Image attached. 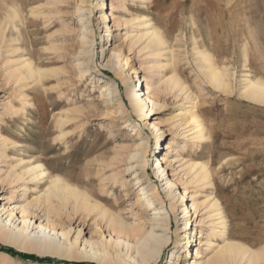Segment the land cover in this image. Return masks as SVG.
Masks as SVG:
<instances>
[{
	"label": "rangeland",
	"instance_id": "rangeland-1",
	"mask_svg": "<svg viewBox=\"0 0 264 264\" xmlns=\"http://www.w3.org/2000/svg\"><path fill=\"white\" fill-rule=\"evenodd\" d=\"M153 26L168 43L159 56L147 49V38L138 39ZM84 43L89 56H79ZM199 50L210 53L227 74L229 90L210 83ZM82 58H90V70ZM20 59L47 71L42 81L17 82ZM109 61L112 68L105 66ZM172 76L181 86L169 82ZM247 79L264 81V0H0V206L11 210L35 203L50 177L77 188L79 180L94 179L88 190L101 194L107 200L101 205L120 213L128 228L118 235L96 214L85 220L74 208L78 201L71 199L59 219L52 216L48 222L37 210L33 222L34 232L43 222L59 237L62 231L70 233L66 240L77 242L72 258L24 252L0 242V248L26 256L0 252V264H115L105 253L113 254L116 243L141 264L136 247L148 238L154 213L140 199L142 183H150L170 214V244L156 264H169L172 252L177 264L215 260L218 249L208 246L215 228L211 214L203 207L197 215L189 210L201 192L187 169L191 161L209 170L212 184L204 183V194L222 203L228 221L225 239L264 250V104L246 97ZM144 80L153 85V98L162 108L152 110L150 103L142 120L126 90L134 87L144 94ZM104 81L118 88L119 98L107 96ZM191 108L204 124L200 143L185 123ZM135 154H143L145 168L130 160ZM20 155L43 164L48 177L33 181L20 176L21 168H13ZM165 155L169 162L162 177L157 165ZM180 156L185 161L177 162ZM131 166L135 168L127 171ZM163 179L176 187L170 191ZM185 220L190 240L182 233ZM109 242L104 251L101 243ZM212 244L225 242L217 236ZM84 247L104 251L101 260L82 258ZM230 264H248V256Z\"/></svg>",
	"mask_w": 264,
	"mask_h": 264
},
{
	"label": "bare ground",
	"instance_id": "bare-ground-1",
	"mask_svg": "<svg viewBox=\"0 0 264 264\" xmlns=\"http://www.w3.org/2000/svg\"><path fill=\"white\" fill-rule=\"evenodd\" d=\"M114 10L115 7L112 5V12ZM14 18L20 20L19 14L17 12H15ZM143 20V24L147 25L148 21L145 19ZM6 28L7 22H3L1 25V32L3 34L6 33ZM3 36L4 35H2V38ZM83 38L86 39L87 37L84 35ZM144 38H147V49H152L155 56H159V52L162 49H168L166 38L157 27L153 26L149 29L147 28L146 34L140 35L138 37L139 40ZM86 43H84L80 49L79 56H81V54L84 56H89L90 52L85 47V45H87ZM197 55L199 58H201V70L206 73L210 83L217 90H229V77L226 73L223 74L217 68L214 63L213 56L210 53L201 50L197 52ZM244 59L246 62L249 61V56L247 53H244ZM81 63L87 66V70L91 69L90 58H82ZM18 64L19 66L16 69L15 77L19 83H27L30 80H34L35 82H39L40 80L42 81L47 73L45 70L36 69L33 65V62L29 61L28 59H20ZM105 66L106 68H112V62H107ZM51 74L55 76L58 75V73L54 71H52ZM144 81L147 82L146 92L144 94V91L134 90V87L126 90L127 96L131 100V103L138 113V116L142 118V120L147 117L148 111L146 110L150 103L152 104V110H159L162 108V106L153 98V85L147 80ZM169 82L172 83L174 87L181 86L179 80L175 76L169 78ZM101 84H104L103 88L104 91L107 92L108 97H120L119 90L114 84L107 81L101 82ZM244 89V94L250 101L258 104H264V81L259 79H247ZM145 96H147V98L144 99ZM195 111L191 108L190 111L187 112L186 115L188 116V119L185 123L191 128L192 132H190V135L193 137L194 141L200 143L205 140V128L203 121ZM64 123L65 120L62 122V124L64 125ZM65 136L66 135H61V138ZM167 151L171 152L172 147L168 146ZM133 159H136L140 162L141 168H145L146 162L144 161L143 154L132 155L130 160ZM183 161H185V159L181 158L180 156L177 162ZM168 162L169 160L167 159V155H165L162 159H160L159 164L157 165L162 169V177L166 172L164 165ZM15 163L16 164L13 168L14 170L21 168V173L19 175L22 177L29 175L33 181L39 180L40 177H48V172L41 163H32L31 161L25 159L22 155L16 157ZM134 168V166H131L127 169V171H130ZM187 169L189 170V175L191 174L192 176V183L197 184L201 188V192L198 194L199 199H195L189 210L190 212H194V214L197 215L199 209L202 207L207 209L211 214L210 217L213 221V226L215 227L208 236V246L212 248L214 246V248L218 249L217 256L215 260L208 261L207 264H230L231 262L234 263L238 260H244L246 256H248V264H258V262L264 260V250H260L261 252L253 251L240 244H237L236 242L227 241V239H225L228 221L222 203L215 196L204 194V183L208 181L210 185L212 184L207 166L201 162L191 161L187 166ZM92 180L94 179H91V181L87 182L79 180L77 188L61 179V177H50L48 178L49 185L35 203H29L26 206H17L11 210H7L5 206H0V242L24 252H37L45 255L59 256L60 258H72L71 256L74 254L73 249L77 245V242L75 241L74 243H70V240H66L68 239L70 233L62 231L61 237H59V233L55 228H51L49 224L44 225L43 222L40 224V228L35 229H39V231L34 232L35 222H33L36 217L35 215L37 210L41 211V213L43 212V217H46L48 222L52 216L55 219H59L61 217L60 213L64 208H66V205L70 203L71 199L78 201V204H74L75 210H78V216H83V218L86 220L88 217L96 214L103 220H106L109 227L113 230V232H116V234H127L128 228L123 222L121 214L108 211L106 207L101 205L103 203H107V200L102 197L101 194L99 195L88 190V187L92 184ZM163 180L167 181L166 185L170 191L173 189V187H176V183L168 179ZM137 181L138 184L142 183V180L140 181L137 179ZM149 184L142 183L139 187L141 188V201L145 202L146 208L150 212H154L153 218L151 220L152 230L148 233V238L143 239V242L139 243V245L136 247V255L141 258V264H151L148 260H154V264H156L162 258L166 247H168L170 244V237L167 236V232L170 229V214L165 208L164 204L161 203L156 190L151 188ZM1 186L2 183L0 181V187ZM102 187L106 188L107 184H103ZM111 209H114V207L112 206ZM189 210L188 208L185 209V214L188 215ZM19 221L21 222L17 225ZM21 224L23 225L20 227ZM188 225L189 220H185L186 228L182 230L185 240H190V237L187 235ZM216 229L223 230L217 231ZM217 236H221L224 239L225 244L223 246L212 244V238ZM110 243L111 242H109V244L101 243L103 246H105L104 251H106V247H108ZM96 245L98 244H95V246ZM127 246L129 247V245ZM119 248L120 243H116L115 248H113L115 250L114 253L109 254L106 252L105 254H108L111 261H113L115 264H138L135 257L132 258V256H129L128 251L127 253H121ZM103 252L100 251V248L96 249L95 247L91 248V251L87 252L84 247L82 248V258L87 260H99ZM197 256H199V252ZM173 258L175 260L177 258L175 252H172L169 264H177V261L172 262Z\"/></svg>",
	"mask_w": 264,
	"mask_h": 264
},
{
	"label": "trees",
	"instance_id": "trees-1",
	"mask_svg": "<svg viewBox=\"0 0 264 264\" xmlns=\"http://www.w3.org/2000/svg\"><path fill=\"white\" fill-rule=\"evenodd\" d=\"M0 252L5 253L7 255H10L12 257H20L22 259L26 258V256L24 254L18 253L12 248H0ZM43 261H45V263H48L47 262L48 260H43ZM82 264H85V263H82Z\"/></svg>",
	"mask_w": 264,
	"mask_h": 264
}]
</instances>
